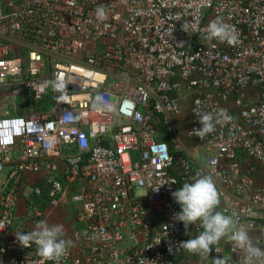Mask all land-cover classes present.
<instances>
[{
  "label": "built area",
  "instance_id": "built-area-1",
  "mask_svg": "<svg viewBox=\"0 0 264 264\" xmlns=\"http://www.w3.org/2000/svg\"><path fill=\"white\" fill-rule=\"evenodd\" d=\"M205 183L264 264V0H0V264H208Z\"/></svg>",
  "mask_w": 264,
  "mask_h": 264
},
{
  "label": "crops",
  "instance_id": "crops-1",
  "mask_svg": "<svg viewBox=\"0 0 264 264\" xmlns=\"http://www.w3.org/2000/svg\"><path fill=\"white\" fill-rule=\"evenodd\" d=\"M198 191L202 195L206 209L199 215V220L202 225V229L198 233H190L187 231V236L193 242V244L201 241L209 242L212 246L224 247V253L221 257H213L211 255L206 256L208 264H224L229 259L230 255L227 251V243L230 237V224L229 220L223 216L220 212L219 204L216 198V194L212 185L205 183L200 185ZM67 194H70V190L67 188ZM66 195V194H65ZM65 196H62L61 201ZM64 228L66 232L67 229ZM60 233L49 232V237L52 238L57 244H63L66 241V233H63V229Z\"/></svg>",
  "mask_w": 264,
  "mask_h": 264
},
{
  "label": "rangeland",
  "instance_id": "rangeland-1",
  "mask_svg": "<svg viewBox=\"0 0 264 264\" xmlns=\"http://www.w3.org/2000/svg\"><path fill=\"white\" fill-rule=\"evenodd\" d=\"M187 108L184 109L183 116L181 117V122H186V115ZM172 135L177 138V140L180 141V148L183 151H186L188 153H191L193 149L194 141L185 139L181 134L178 133V131L175 129H172ZM197 150V148L195 149ZM70 194L65 195L64 199L61 201V203L58 204V206L51 209L47 215L45 214V217L41 218V222L38 225H35L33 227V234H49V232H58L60 233L64 228V226L67 231L63 232L68 235L70 231L74 227V216L76 213L77 206L71 201L69 198Z\"/></svg>",
  "mask_w": 264,
  "mask_h": 264
},
{
  "label": "trees",
  "instance_id": "trees-1",
  "mask_svg": "<svg viewBox=\"0 0 264 264\" xmlns=\"http://www.w3.org/2000/svg\"><path fill=\"white\" fill-rule=\"evenodd\" d=\"M164 132H165V138L167 140H169V138H170L169 132L167 130H165V129H164Z\"/></svg>",
  "mask_w": 264,
  "mask_h": 264
}]
</instances>
